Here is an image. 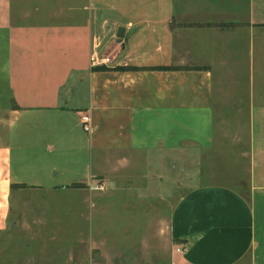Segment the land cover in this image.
<instances>
[{
  "label": "crops",
  "instance_id": "1",
  "mask_svg": "<svg viewBox=\"0 0 264 264\" xmlns=\"http://www.w3.org/2000/svg\"><path fill=\"white\" fill-rule=\"evenodd\" d=\"M181 151L226 154L233 172L201 171L171 212ZM119 190L137 193V231L166 232L167 255L110 263L144 251L141 233L82 228ZM60 250L66 264L79 251L101 257L87 264H264V0H0V264Z\"/></svg>",
  "mask_w": 264,
  "mask_h": 264
},
{
  "label": "rangeland",
  "instance_id": "2",
  "mask_svg": "<svg viewBox=\"0 0 264 264\" xmlns=\"http://www.w3.org/2000/svg\"><path fill=\"white\" fill-rule=\"evenodd\" d=\"M258 83V81H257ZM225 156L223 158L220 157V161L214 160V159H203V160H196L192 159L191 157L187 156L184 158V152H175V154L171 153V161H169V171L171 172V177H165V181L171 178V212L173 210V206L178 202V200L185 194V192L195 184H200L199 181V173L201 171H204V183H214V182H225L230 183L231 182V175H229L232 170V164L229 163L228 155L222 154ZM234 163V161H233ZM148 168V167H147ZM222 171L223 173H227V176L224 175H215L217 171ZM216 177H219L217 181L215 180ZM139 183L145 182L148 180L149 176L146 177H139ZM116 194L112 197L113 200H105L103 198H95V202L100 203L101 205H98L95 209V213L91 214L89 218H87L86 224L81 225L85 231H89V234L92 235L94 238L102 235L103 232L100 231L101 229H104L107 227L106 234L108 235V239H112L114 237H119V240L121 239L125 243V239L128 237V243L131 242L130 235L125 230L128 226L131 225L132 230L137 231L140 230L139 227L141 226L140 221L142 219L141 216V210L139 206L138 199L136 197L137 193L130 192V193H124L121 190L116 191ZM164 193V192H163ZM163 193H159V196L163 195ZM109 195V194H108ZM107 195V196H108ZM142 197H145L147 199L150 198H156L152 196L151 192H148L147 194H143ZM150 197V198H148ZM161 197L159 198L160 200ZM158 199V198H156ZM126 203L122 207V203ZM106 206V207H105ZM152 209H155L154 207L149 206V208H146V212H149V216L153 215L157 208L153 211ZM160 212H162V208H159ZM136 210H138L136 212ZM92 212V211H91ZM89 214V215H90ZM133 214H136L135 216ZM127 219L134 220L133 223H128L126 221H130ZM144 219V218H143ZM142 219V220H143ZM148 221V220H147ZM146 221V222H147ZM142 233L140 231H137V235H140L142 239H138L136 241V244L142 245L144 248V251H121L120 257L115 256L116 254L112 253L108 257V261L110 263H130L132 261H135L137 258L138 261H148L149 259L151 261L157 260L155 254H161V255H167V251L169 250L170 243L167 241V234L166 232L160 231L158 234L155 232V225L150 224H144ZM49 241V244H48ZM47 245L52 246V244L61 243V241H50L48 239ZM140 242V243H139ZM40 240H31V241H25V246H22L24 250L32 251L35 248H33L35 245L39 244ZM172 248V243H171ZM68 251L64 250V253H67ZM77 252V251H76ZM57 255V258L53 261H48V259H42L45 260L46 264L51 263H57L61 262V264H66L70 261V259H67L68 257H64L66 254L63 255L62 250L60 251H51V255ZM80 254V255H79ZM79 254L76 255L75 260L77 261L76 264H87L91 260L98 261L101 259L97 254H89L88 251H79ZM52 259V258H51ZM116 259V260H115ZM41 260V259H39ZM162 259H159V261Z\"/></svg>",
  "mask_w": 264,
  "mask_h": 264
},
{
  "label": "built area",
  "instance_id": "3",
  "mask_svg": "<svg viewBox=\"0 0 264 264\" xmlns=\"http://www.w3.org/2000/svg\"><path fill=\"white\" fill-rule=\"evenodd\" d=\"M81 122H82V125H83V127H84V129L86 131H90L91 130V127H90V116L88 114H84V115L81 116ZM97 188L104 189L105 186H104V184H99V185H97ZM177 249L178 250H182L181 247L177 248Z\"/></svg>",
  "mask_w": 264,
  "mask_h": 264
},
{
  "label": "trees",
  "instance_id": "4",
  "mask_svg": "<svg viewBox=\"0 0 264 264\" xmlns=\"http://www.w3.org/2000/svg\"><path fill=\"white\" fill-rule=\"evenodd\" d=\"M120 69V68H119ZM133 69V68H132ZM136 69V68H134ZM155 69H158V70H167V69H173L172 67H164V66H161V67H157Z\"/></svg>",
  "mask_w": 264,
  "mask_h": 264
},
{
  "label": "water",
  "instance_id": "5",
  "mask_svg": "<svg viewBox=\"0 0 264 264\" xmlns=\"http://www.w3.org/2000/svg\"><path fill=\"white\" fill-rule=\"evenodd\" d=\"M122 34H123V31H120V32H119V35H122Z\"/></svg>",
  "mask_w": 264,
  "mask_h": 264
}]
</instances>
